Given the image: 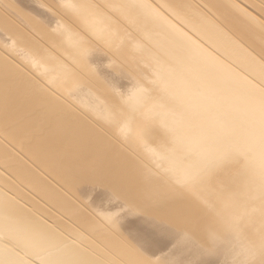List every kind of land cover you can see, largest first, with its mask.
<instances>
[{
    "label": "bare ground",
    "instance_id": "6f19581e",
    "mask_svg": "<svg viewBox=\"0 0 264 264\" xmlns=\"http://www.w3.org/2000/svg\"><path fill=\"white\" fill-rule=\"evenodd\" d=\"M11 1L0 264H264V0ZM62 138L93 181L44 170Z\"/></svg>",
    "mask_w": 264,
    "mask_h": 264
},
{
    "label": "rangeland",
    "instance_id": "374dc122",
    "mask_svg": "<svg viewBox=\"0 0 264 264\" xmlns=\"http://www.w3.org/2000/svg\"><path fill=\"white\" fill-rule=\"evenodd\" d=\"M22 1L23 2L19 1V3H21V5L23 4L22 5L23 8H24V6L25 7L28 6L27 8L29 10V8H30L29 6H31L32 8H30L31 10H29V11H31V14H36L38 17L45 18L48 15V13L50 14L51 12H55V13H58L62 18L65 19V17H63L58 11H56L57 9L62 8V6H63L62 2L64 0H31L30 2L26 1L27 5L26 4L24 5L25 0H22ZM33 2H34V4H33ZM8 4L9 5L12 4V1L11 0H0V15L3 17H6L8 20V24H10L11 26H13L15 28H21V29L27 31V28L25 27L24 23H22V20H23L22 16L19 14H16V13H20V12L15 11L16 13H14L13 11L9 10ZM42 8H44V11L47 14H44V15L41 14L44 12L42 10ZM33 9H35V10H33ZM32 10L35 11L36 13L35 12L32 13ZM39 10H41V11H39ZM46 10H49L50 12L49 11L47 12ZM103 12L107 14L106 11L103 10ZM42 18H40V19H42ZM259 19L264 22V19L261 18V16L259 17ZM15 43H18V42L16 41ZM2 44H3V47L5 49L2 48V45H1L0 46V48H1L0 52L3 51V49H4V51H6V49H7L5 47L6 43L3 42ZM102 46L107 47L105 44H102ZM2 53H4V52H2ZM106 53L109 55L108 56L109 59L112 60L114 58V54L110 55L107 51H106ZM14 62H16V61H14ZM80 72L84 76H86V73L84 71H80ZM86 82H87V84H89V83L93 84L88 79H86ZM65 139L66 138H62V141ZM112 139H114V138H112ZM66 144H69L68 140L63 141L60 144L57 143V152L51 153V155H50L52 157V159L54 160V164L46 165V166L44 165L45 166V167H43L44 170L50 171V172L54 173L55 175H57V181H93L92 173L94 172V168H93L92 162L90 161L89 163H86V164H83V162H82L84 157L87 154L89 146L87 144L86 145L81 144L78 146H74L69 150H62L61 146H65ZM129 152L132 153L131 151H129ZM59 163L63 164V165L61 167H59ZM146 166H148L149 168L152 169V165L146 164ZM33 167L37 168L36 166H33ZM221 169L228 171V170H230V165L224 166ZM221 169H219V170H221ZM219 170L217 172H219ZM217 172L215 173L216 178L213 179V181H211L212 186H215L218 182H222L225 179V178L222 179L223 176L221 175V173H217ZM154 174L158 180L163 181L164 176L161 175V173H158V171H155ZM51 181L54 182V185L56 184L55 181H53V180H51ZM99 197H101V196H99ZM99 197H98V199L100 200L101 198H99ZM102 199H103V197H102ZM102 199L99 202H102L104 200V199L103 200ZM89 200H92V199L89 198ZM89 200H87V201H89ZM90 202H92V201H90Z\"/></svg>",
    "mask_w": 264,
    "mask_h": 264
}]
</instances>
